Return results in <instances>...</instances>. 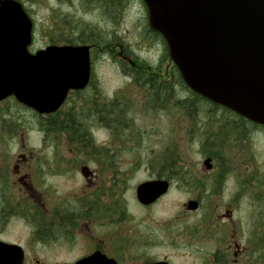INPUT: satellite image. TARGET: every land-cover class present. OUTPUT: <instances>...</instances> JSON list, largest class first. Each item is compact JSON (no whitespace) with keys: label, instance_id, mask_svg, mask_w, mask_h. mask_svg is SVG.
<instances>
[{"label":"flooded vegetation","instance_id":"flooded-vegetation-1","mask_svg":"<svg viewBox=\"0 0 264 264\" xmlns=\"http://www.w3.org/2000/svg\"><path fill=\"white\" fill-rule=\"evenodd\" d=\"M13 1L22 5L32 20V42L28 47L31 53L49 45L73 44L67 41L69 37L63 38L62 42L36 44V18L29 7L35 3L53 1L78 8L92 5L95 8L89 12L99 10L107 23L114 24V28L106 38H102L108 42L104 46L97 45L100 40L95 38L102 36L93 32L89 36L94 38L92 43H79L90 45V78L83 89L69 90L57 110L40 113L18 101L14 95L0 100V114H5L3 112L10 111L12 107L31 112L36 118L35 131L39 134L38 146L28 148L26 140L18 139L26 130L19 135L15 133L9 138L19 148L15 156L0 155V242L6 243L0 246V264H181L172 260L169 253L157 252L156 248L160 246L185 248L186 254L195 256L189 264H252L253 257L248 254L250 247L246 245V166L244 172L234 173L223 157L203 151L205 157L199 164V172L201 177L211 180V188L204 182L197 186V196L188 200H196L197 207L189 208L187 201L181 210L180 225L169 226L168 222L157 226L151 217H139L138 207L144 211L153 208L154 203L168 192L151 204H142L137 198L139 183H136L132 200L140 204L134 206V210L131 198L126 197L138 163L135 157L123 156L120 145L123 141L136 142L133 133L137 126L129 118L131 110L108 107L118 97L108 98L94 75L101 53L113 58V64L121 72L128 62L133 72L141 67V62L118 40L117 35L123 3L136 0ZM139 1L145 7L148 31L157 35L156 42L162 45L163 54L168 53L163 37L149 26L145 3ZM107 10L110 16H106ZM49 16L54 18L50 29L57 32L59 13L52 12ZM65 17L68 19L63 21L67 25L66 33L73 38L71 28L77 21L71 15L66 14ZM151 73L157 74L148 78L151 84L168 89L171 78L159 76L153 70ZM184 86L174 84L178 94L183 93ZM148 91L150 96L159 99L157 90L150 87ZM163 100L169 103L170 97ZM167 107L162 108L165 113L169 111ZM176 111L180 116V127H187L189 133H193V129L199 132L200 136L195 135L196 142L209 148L214 146L217 141L214 131L217 128L214 117L217 110L177 108ZM229 111L246 125L245 117ZM191 112L195 116L189 115ZM22 127L19 124V128ZM62 127L71 132L64 141L67 145L65 155L64 152L60 154L61 142L58 140ZM103 130L106 136L97 142L96 134ZM9 144L10 140H0V154ZM81 147L94 148L99 155H76ZM164 171L147 180L167 179L172 187L174 179ZM234 180L237 183L233 184ZM260 203L257 206V212H261L258 223L264 226V200ZM258 264H264V259L259 258Z\"/></svg>","mask_w":264,"mask_h":264},{"label":"rangeland","instance_id":"rangeland-1","mask_svg":"<svg viewBox=\"0 0 264 264\" xmlns=\"http://www.w3.org/2000/svg\"><path fill=\"white\" fill-rule=\"evenodd\" d=\"M29 7L32 8L36 18V44H43L46 41L62 42L65 37L74 40L78 38L76 36L80 33L84 36V42L92 43L94 38L89 37L90 31L98 36H102L99 37L101 40L102 38H106L112 31L111 29L114 28V24L112 22L107 23L99 10L89 12V10L95 8L92 5L78 8L68 4L59 5L53 1H49L43 4L35 3L29 5ZM52 12L59 13L58 22L60 27L57 32H53L50 29L51 23H53L52 20L54 19H51L49 16ZM66 14L73 16L72 18L77 21L71 28L74 31L73 38H71L70 34L66 33L65 26L67 25L63 24V21H68L65 17ZM144 14V4L139 0L132 3L124 2L122 5V15L117 26L118 40L121 41L133 56L137 57L138 61L141 62V67L136 69V72H133L134 69L128 62L124 65V70L121 72L113 64V58H110L108 54L101 53L96 62L97 69L94 76L96 77V82L100 83L102 91L108 98L118 97L114 104H110L108 107L111 109L115 107L131 110L129 118L133 119V124L137 126L133 133L136 137V142L132 144V142L123 141L120 145L122 155L125 157H135V161L138 163V168L129 181L130 191L126 193V197L128 199L131 198L130 203L133 210L135 209L134 206L137 207L140 204L134 199L132 200L135 184L147 180L153 174L165 172L166 168L161 167V164L165 161L167 163L170 159L176 161L177 169L180 173L170 175L174 179V182L168 193L155 202L153 208L146 209L145 211L139 207L137 208L140 218L147 215L152 218L151 220L157 226L168 222L169 226H174L182 223V220L180 221L181 210L189 199L197 196V186L204 182L208 184V188H211V180L207 177H201L202 173L199 172V164L202 163L205 157L203 151L211 152V149L207 145L201 146L199 142H196V137L200 136L198 135V131L196 132L193 129L194 132L189 133L187 127H180V116L178 111H176L177 108H181L177 106L179 102H176L175 99H170L169 103L164 102L162 97L151 99L152 96L149 95V91L147 90L149 87L145 83L139 84L135 79V75L141 73L145 75V82H147L150 75H152V70L159 73V76L171 78L173 70V62L167 51L163 54L162 45L160 46L156 42L158 41L157 35L148 31L147 20ZM62 15L64 17H61ZM106 16H110L108 10L106 11ZM84 24L87 29H84ZM106 43L108 42L100 41L97 45L104 46ZM168 64H170L169 67ZM131 73H134V76ZM175 90L177 92V89ZM190 95L191 91L189 89H185L181 94L177 92L178 97L182 96L186 100ZM194 103H196L197 108L187 109L183 107V109L187 111L210 108L217 110L216 116H214L217 128H221V124H226L230 121L229 117L235 116L233 113L232 115L223 109H218L207 103L201 104L195 101ZM163 106H168L167 109L169 111L165 113L162 109ZM6 108H9V106L7 105ZM3 113L5 114H0V135L2 140H10V144L5 149L6 151L0 155L5 157L15 156V152L19 148L9 138L15 133L17 135L21 134L24 130L26 132L22 133L23 135L21 134L24 138H21L20 135L18 139L26 140L28 148L38 146L39 134L35 131L36 118L31 112L12 107L10 111L8 110ZM189 115L195 116L193 112ZM19 124L23 125V127L19 128ZM217 128H214V131ZM215 135L217 136V134ZM105 136L106 132L104 130L97 132V142H101ZM58 140L61 142L59 148L60 154L64 152L65 155L67 151V145L64 142L66 134L59 132ZM221 140H224L225 143L224 148L221 149L220 154L222 155L220 157H223L230 163L229 166L233 169L234 173L244 172L246 166V245L253 246V248L249 249L248 254L253 257L252 264H258L259 255L255 250L258 249V246L261 244V238L264 237L262 235L264 228L258 223L261 212H257V206L261 204L260 198L257 197L264 195V182L260 183L258 181L259 178L264 180V176H260L264 175V127L246 128L244 134L226 135ZM76 155L97 156L99 152L94 148L81 147L76 151ZM170 155L171 158L167 159L166 156L170 157ZM232 182L233 184L237 183L236 180ZM258 184L262 185V187H258ZM208 199L211 201L210 197ZM156 251L163 254L169 253L172 260L181 264H189L195 260V256L186 254L185 248L182 247L176 249L160 246L156 248Z\"/></svg>","mask_w":264,"mask_h":264},{"label":"water","instance_id":"water-1","mask_svg":"<svg viewBox=\"0 0 264 264\" xmlns=\"http://www.w3.org/2000/svg\"><path fill=\"white\" fill-rule=\"evenodd\" d=\"M143 2L150 28L164 38L185 84L209 101L264 125V0ZM32 27L22 5L0 0V100L14 95L40 113H51L69 90L87 85L90 45H49L31 53ZM169 187L167 179L145 180L137 187V198L151 204ZM197 204L187 203L192 209Z\"/></svg>","mask_w":264,"mask_h":264},{"label":"trees","instance_id":"trees-1","mask_svg":"<svg viewBox=\"0 0 264 264\" xmlns=\"http://www.w3.org/2000/svg\"><path fill=\"white\" fill-rule=\"evenodd\" d=\"M84 29H87V27L85 25H84ZM90 34H92L91 31H90V33L88 35L90 36ZM76 37H78V36H76ZM83 39H84V36L82 34V36H79L78 38H75L74 41L71 40L70 38L67 41L69 43L79 44L80 42H82V43L84 42ZM95 40L99 41L100 38L96 37ZM75 41H78V43L75 42ZM100 41H102V39ZM151 76H157V74H153ZM135 79L141 85H142V83H145V85L149 87V88L147 87L148 88L147 90H149L150 87L152 89L157 90L158 93L157 92L156 93L159 94V96L162 97V99L165 98L166 96L170 97V99H173V100L175 99L176 102H179V103H177V106H180L181 108H183V107H185L187 109L197 108L196 103H194V101H195V102H200L201 104L202 103H207L209 105H212L213 107H217L218 109H223L226 112L231 113L229 111V109H227V108H225V107H223L221 105L212 103L208 99H206L203 96L199 95L198 93L192 91L188 86H186L184 80L182 79L179 71L177 70V68L175 67L174 64H173V70H172V74H171V84L169 85L168 89H164L163 86L158 85L156 83L151 84L149 80H147V82H145V75H142L141 73L136 74L135 75ZM175 83L182 84V85L185 84L184 87L191 91V95L187 98V100H186V98L178 100L177 92H176V90L174 88V84ZM182 89H184V88H182ZM151 99H157V97L156 96H154V97L152 96ZM235 116L234 117H232V116L229 117L230 121H228L226 124H221V128H217V130L215 132L217 134V137H216L217 141L214 144V146H212L210 148L211 149V153H214L217 156H221L222 155L220 153H221V149L224 148V143L225 142H224V140L220 141V139L223 138V136L225 137L226 135H230V134L237 135V133L244 134L246 128H252V127L258 128V127H260L258 124H255L254 122H252V121H250L248 119H246V125H245V122H244V124L240 123V121L237 119V116L236 117ZM262 127H264V126H262ZM59 132L66 134V136L71 134V132H69L65 127L60 128ZM222 134H223V136H222ZM218 138H220V139L218 140ZM166 158L167 159L171 158V155H170V157L166 156ZM161 167H165L166 170H167L166 173H169L170 175L180 173V171L177 169L176 161L174 159H170V161L168 163L165 161L164 163L161 164ZM170 167H171V170H170ZM173 168H175L176 170L173 169ZM258 181L260 183L264 182V180L260 179V178L258 179ZM257 186L258 187H262V185H260V184H258ZM257 198H260V200L262 201V199H264V195H261V196H259ZM262 227L264 228V226H262ZM262 235L264 236V230H263V234ZM260 243L261 244L258 246V249L255 250V251L258 252V255H259L260 259L261 258L264 259V237L261 238ZM249 247H250V249L253 248V246H249ZM253 256L256 257L257 255H253Z\"/></svg>","mask_w":264,"mask_h":264}]
</instances>
